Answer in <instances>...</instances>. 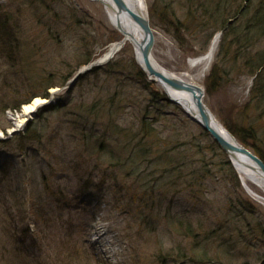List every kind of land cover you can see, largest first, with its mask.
<instances>
[{
  "label": "rangeland",
  "instance_id": "rangeland-1",
  "mask_svg": "<svg viewBox=\"0 0 264 264\" xmlns=\"http://www.w3.org/2000/svg\"><path fill=\"white\" fill-rule=\"evenodd\" d=\"M145 2L154 60L202 86L227 130L253 127L264 157V96L247 65L264 53L251 24L264 0L225 1L244 12L232 34L208 24L207 0ZM211 34L221 39L203 73L190 62ZM119 39L97 0H0V107L22 106L0 114V264H264V206L214 139L138 76L131 45L70 83ZM46 92L54 107L39 108L27 133L14 116ZM144 146L151 154H138Z\"/></svg>",
  "mask_w": 264,
  "mask_h": 264
},
{
  "label": "bare ground",
  "instance_id": "bare-ground-1",
  "mask_svg": "<svg viewBox=\"0 0 264 264\" xmlns=\"http://www.w3.org/2000/svg\"><path fill=\"white\" fill-rule=\"evenodd\" d=\"M101 2L106 11L107 19L110 24L117 29L120 34V39L114 42L107 50V52L98 60L106 61L109 58H113L121 49L126 47L127 45H131L134 54L136 56L137 61L142 66V54L141 48L144 43V33L137 22L130 16V14L126 11H120L113 0H98ZM127 5L135 12L139 13L143 16L148 15V8L145 0H125ZM221 35L216 34L210 44L209 50L206 54L192 59L190 62L191 67H200L202 72L205 73L207 69L210 67L211 63L214 60L215 53L218 49L220 43ZM153 65L160 69L161 71H165L167 74H171L177 76L185 81H187L184 77H180L174 73L169 72L168 70L161 67L153 58ZM153 79L154 77H149ZM189 83L197 84L193 79L187 81ZM162 89L168 94V96L186 111L189 115H193L195 117H199L197 105L193 99V95L190 92L176 90L168 87L162 83H158ZM198 85V84H197ZM47 102L46 99H36L31 105H27L23 108L22 113L17 117H15V121L17 122L18 127L24 126L27 119L34 116L38 107ZM213 128L218 131L221 135L226 137L227 139L234 142L233 135L218 121L215 117L213 119ZM234 168L239 174L243 186L246 189L247 193L251 196L253 200L258 202L259 204L264 206V179L261 174L254 168V163L243 157H239L233 163ZM262 191V192H261Z\"/></svg>",
  "mask_w": 264,
  "mask_h": 264
},
{
  "label": "water",
  "instance_id": "water-1",
  "mask_svg": "<svg viewBox=\"0 0 264 264\" xmlns=\"http://www.w3.org/2000/svg\"><path fill=\"white\" fill-rule=\"evenodd\" d=\"M120 11H126L137 22L144 33V43L141 48L142 54V66L143 71L149 76L154 77L152 80L158 83L167 85L170 88L176 90H182L190 92L193 95V99L197 105L199 117L189 115V117L197 123H199L216 143L222 148V150L228 155L229 159L234 163L239 157H245L254 163V168L261 174L264 179V160L259 157L254 151L245 145L241 144L233 135L234 142L221 135L213 128L214 115L206 105L204 101L205 90L202 86L189 83L177 76L167 74L165 71H161L153 65V49L155 45V31L151 25L149 15L143 16L139 13H135L126 3L125 0H113ZM102 62H95L87 67H84L74 77V81L84 72L90 71L95 66H100ZM167 94V93H166ZM167 99L173 101L167 94ZM31 119H28L29 121ZM18 130L12 131L11 135H15Z\"/></svg>",
  "mask_w": 264,
  "mask_h": 264
},
{
  "label": "trees",
  "instance_id": "trees-1",
  "mask_svg": "<svg viewBox=\"0 0 264 264\" xmlns=\"http://www.w3.org/2000/svg\"><path fill=\"white\" fill-rule=\"evenodd\" d=\"M207 1H208V4H205V6L204 5H201L200 6L201 7L200 9L202 10V12H204L203 15L205 17H207L208 24L211 23V26L214 25L213 27L217 28L218 30L219 29H226L227 28V25L230 24V26H228V30L227 31L229 32V34L234 33L235 26H234L233 23H234V21L238 17L243 16L242 14L244 13L243 12V9L242 8L240 9V5L237 6L238 8H236L237 9L236 11H234L232 14H230L227 11L228 7H226V6H228L229 3H226L225 2L226 0H222V1L221 0H212V2H211V0H207ZM245 1L248 3L247 6L248 5L250 6L252 4V1L253 0H245ZM236 2H237V0H236ZM194 3H195V0H193V4ZM212 7L214 9H212ZM260 7L261 8H258L255 11V15H253V17H252L251 24L254 25L253 28H255V31H259V29L261 31H264V6H260ZM220 8H222V9L224 8V10L222 12H220L219 11ZM212 37H213V34L210 35L209 40ZM238 39H239V41H241L240 38H238ZM247 42L248 43L250 42V37H247ZM87 63H88V61H86L84 64H87ZM247 65L251 67V73L255 77L256 84H259L260 85L259 93L264 96V53L263 52L258 53L256 56L253 57L252 63L251 62H248ZM95 70H97V68H95L93 71H95ZM138 76L141 79L146 80L145 73L141 69H139V71H138ZM210 80H211V84H214V85L217 84L216 70L212 72L211 79ZM48 88L50 89L51 86L48 85L46 89L48 90ZM42 96L43 97H49V94L46 92ZM29 102L30 101H28L26 103H29ZM23 104H25V103H23ZM21 107L22 106L7 107V108L6 107H3V108L0 107V114H2L4 116L6 110H9V109H13V110H16V111H20L21 110ZM53 107L54 106L45 107V108L46 109L48 108L47 111H49ZM224 124L229 129V131H231L244 145H246L247 147L248 146H252L254 148V150H255V153H257L264 160L263 154L258 149V147H256V144L249 142V140L254 139L255 136H256V131H254L253 127H248V128L245 129L244 126H241L240 129H238V127L235 128V127H233L231 125H228L227 123H224ZM8 127L9 126H3L2 124H0V128L3 129L4 133H6V135H7L6 130H7ZM31 129H33V122L30 123V125L28 127V130H27V133ZM144 130L146 131L145 132L146 134L149 131V130H146V129H144ZM25 136H26V134L19 133L14 138H22L21 139V141H22L23 139H25ZM3 143H4V141L0 140V145H4ZM215 145L217 146V148H219L221 150V148L219 147V145L217 143H215ZM138 154L139 155H143V156H147V155L151 154V152L148 150V148L146 146H144V147H142L140 149V151H139ZM221 155L224 157V159L226 160L227 164L228 165H231L230 162H229V160H228V158H227V155H226V153L224 151L221 152ZM7 160H9V159H7ZM7 160L1 166V168H2L1 170H4L6 168L5 165L8 162ZM163 172H164V170H163ZM165 174H169L170 175L172 173L166 170V172L165 173H162L161 176H166ZM181 178L182 177L179 174H175L173 177L170 178V181H171L170 184L172 186H174V187L179 186L180 185Z\"/></svg>",
  "mask_w": 264,
  "mask_h": 264
}]
</instances>
